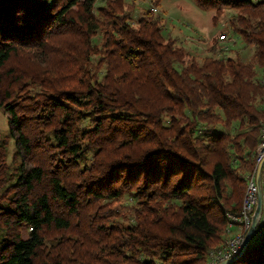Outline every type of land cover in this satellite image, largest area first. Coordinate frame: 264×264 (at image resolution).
<instances>
[{"label": "trees", "instance_id": "1", "mask_svg": "<svg viewBox=\"0 0 264 264\" xmlns=\"http://www.w3.org/2000/svg\"><path fill=\"white\" fill-rule=\"evenodd\" d=\"M195 1L249 60L126 0H0V264H207L264 128V0Z\"/></svg>", "mask_w": 264, "mask_h": 264}, {"label": "rangeland", "instance_id": "2", "mask_svg": "<svg viewBox=\"0 0 264 264\" xmlns=\"http://www.w3.org/2000/svg\"><path fill=\"white\" fill-rule=\"evenodd\" d=\"M127 3L131 2L135 5L134 15L139 16L147 8L156 6L153 3L155 0H126ZM159 11L165 18V28H167V33L177 38L180 43L184 44L194 55L202 57L206 54L207 48L210 44L217 39V37L228 33L225 28H228L230 23V18L235 13L233 9H225L222 14L215 17V10L205 9L200 7L195 0H159ZM229 35V33H228ZM233 38H231L232 41ZM229 42L228 44V55L234 56L236 52L240 53L244 60H249L253 53V47L247 46L240 38H237L236 42ZM220 43V42H219ZM262 73L259 71V76ZM9 117L6 112L0 108V144L3 139L8 137V150L10 152V159L15 149L14 138L11 137ZM258 146V145H257ZM257 150V148H256ZM256 152V151H255ZM254 152V153H255ZM257 159L255 157L256 165ZM253 169V171H254ZM252 171V172H253ZM250 172V173H252ZM249 174V173H248ZM247 174V175H248ZM246 191V189H245ZM245 194V192H244ZM244 198V196H243ZM124 202L130 204L129 198H125ZM243 203V200H242ZM239 230V229H238ZM237 228H226L224 233V241L217 247L211 249L209 255L207 256V264H212L213 253L218 248L225 245V242L239 232ZM255 238V236L253 237Z\"/></svg>", "mask_w": 264, "mask_h": 264}, {"label": "built area", "instance_id": "3", "mask_svg": "<svg viewBox=\"0 0 264 264\" xmlns=\"http://www.w3.org/2000/svg\"><path fill=\"white\" fill-rule=\"evenodd\" d=\"M153 12H158L159 8L157 6L152 7ZM231 38L232 41H231ZM229 38L228 33H224L219 39V44H221V49H228L229 42H236V38ZM255 157L257 159L256 167L252 173L247 175L246 191L243 198V203H241V210L237 213H228L229 224L228 228L237 227V232L235 235L230 237L225 245L218 248L213 253L212 264H219L227 259L234 257V255L239 254L245 240V236L248 229L251 227L252 219L258 202L259 185L257 184V170L259 164L262 165L261 169V192H262V214L260 216L259 224L253 236L259 237L264 231V128L261 130L260 142L257 146L255 152Z\"/></svg>", "mask_w": 264, "mask_h": 264}, {"label": "water", "instance_id": "4", "mask_svg": "<svg viewBox=\"0 0 264 264\" xmlns=\"http://www.w3.org/2000/svg\"><path fill=\"white\" fill-rule=\"evenodd\" d=\"M262 164V163H261ZM259 164L258 166V170H257V184L259 185V188L261 190V169H262V165ZM259 190V194H258V202L256 203V209L254 212V216L252 219V224L251 227L248 229V232L245 236V240L243 242V246L241 248V250L239 251V254L234 255V257L227 259L219 264H232L233 262H235L238 258L241 257V255H243V253L245 252V250L247 249L248 245L250 244L249 242H251L252 237L255 233V229H257L258 224H259V220H260V216L262 214V192Z\"/></svg>", "mask_w": 264, "mask_h": 264}, {"label": "crops", "instance_id": "5", "mask_svg": "<svg viewBox=\"0 0 264 264\" xmlns=\"http://www.w3.org/2000/svg\"><path fill=\"white\" fill-rule=\"evenodd\" d=\"M235 228H237V227H235Z\"/></svg>", "mask_w": 264, "mask_h": 264}]
</instances>
